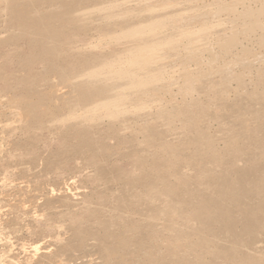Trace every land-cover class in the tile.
Segmentation results:
<instances>
[{"label":"rangeland","instance_id":"1","mask_svg":"<svg viewBox=\"0 0 264 264\" xmlns=\"http://www.w3.org/2000/svg\"><path fill=\"white\" fill-rule=\"evenodd\" d=\"M143 1L0 0V264H229L224 251L199 247L197 222L186 201H201L237 219V230L248 229L247 241L259 234L254 217L237 212L244 202L232 201L234 191L253 180L264 191V157L256 155L264 150V125L257 119L264 113V30L242 33L241 43L229 51L219 38L233 27L244 30L249 21L244 8L256 12L263 4ZM219 3L233 7L217 11ZM256 14L264 23V13ZM157 22L160 29L151 30ZM191 36L198 48L203 38L210 47L200 51L203 62H193L192 68L211 71L205 80L229 91L219 94L208 85L187 97L201 106L174 119L157 116V110L182 103L177 85L145 99L159 100L148 109L130 96L128 103L96 110L84 97L87 85L69 82L85 80L96 69L107 72L117 60L124 66L120 60L159 42H177L185 54ZM214 53L217 61L211 60ZM243 53L245 64L233 61ZM168 61L162 87L182 70L173 57ZM222 68L241 74L243 87ZM118 109L125 110L122 116L108 114ZM201 111L207 116L200 127L211 139L198 138L199 129L184 122ZM170 143H181L179 156L164 152ZM213 152L221 159H205ZM247 159L259 163V171L241 169ZM175 170L184 183L172 198L167 191L176 181ZM225 171L228 184H221ZM217 177L221 182H208ZM246 200L251 209L260 197ZM206 220L201 235H224L222 220ZM235 234L229 244L241 237ZM173 236L193 242L174 249ZM122 238L128 243L120 245ZM106 247L117 254L109 257ZM250 250L248 245L233 257Z\"/></svg>","mask_w":264,"mask_h":264},{"label":"bare ground","instance_id":"2","mask_svg":"<svg viewBox=\"0 0 264 264\" xmlns=\"http://www.w3.org/2000/svg\"><path fill=\"white\" fill-rule=\"evenodd\" d=\"M255 1H260L263 4L262 7L258 8L256 12H258V14L262 12L264 13V0H255ZM143 2L144 5H147L146 0H144ZM218 6H222V7L217 11H221L232 8L233 4L219 3ZM254 10L256 9L245 7L244 10L242 11V16H244L246 19L249 20L245 22V25L243 26L244 30H239L236 27H233L231 34L222 35L219 38V44L223 48V50L229 51L232 47L241 43L240 35L244 32L253 33V32H258L260 30L262 31L264 30V23L261 20V16H258ZM188 25H191V22H188ZM160 27H161V23L157 22L154 23V28H151V30L156 31L157 29H160ZM178 30L181 29L178 28ZM260 40L262 43H264V33L260 34ZM196 43H197L196 38L191 36L189 38L188 45L185 48L186 50L185 54H181L179 52L180 47L177 46V42H172L170 44L159 42L158 44L151 46L153 48L152 50L151 47L148 49L139 48L138 51L132 52L129 58H126L125 60H120L121 64H124V66L120 67L117 64L118 63L117 60L114 64H112L111 68L107 72L100 73V71L99 70L97 71L96 69L93 70V73L87 76L85 80H83L84 79L83 78L80 81H78V80H74L73 78H70L69 82L70 84L73 83L75 84V86H80L82 88L85 87V85H87L89 90L86 91L87 94L84 95V97H86L85 99L88 100L89 102L91 103L94 102L93 107H95L96 110L104 109L107 106L123 104L125 101H127L128 103L130 101L129 99L130 96L131 98H133V101L137 102V104L143 105L142 109L144 108V105L146 106V109H148L151 103H155L159 100L154 99L152 101L145 102L144 101L145 99H149L150 95H155L159 97L161 95L160 94L161 92L159 90L164 89L165 91H171L172 86L177 85L178 91L179 93H181L183 97L182 103L173 104L172 109H168L166 107H159L157 110L158 112H161L157 116H167L166 118L174 119V117L178 116L181 113L191 112L192 106H196V107L201 106L198 103V100L194 99L193 101H188L187 97L193 96L195 92L199 93L201 89L206 88L208 85L211 84L210 86L212 88L219 89V94H224L229 91V86L221 89L216 86L217 84H215V81L211 80V78L205 80L204 76H208L209 74H211L212 73L211 71L206 72L203 70H196L195 68H192L193 62H195L196 64H200V62H203L204 55H202V52L200 51L203 49H207V50L210 49V47H207L208 43L206 41V38H203V42L201 43L202 47L198 48L199 46ZM142 44H146L145 39ZM245 54L246 53L236 56L233 59V61L239 64H245V60H246ZM168 57H173L178 63L180 62L182 70L180 71L179 75L175 78L172 84L167 83L164 84L162 87V80L165 76L161 74V72L164 71V68L166 67V63L169 62ZM178 57L181 59H178ZM211 60L212 61L218 60L215 53L212 54ZM221 71L226 72L225 77L229 76L231 78L233 75H235V78L240 82L238 88L240 89L243 87L244 83L241 74H235L233 72H230L228 68H222ZM74 81H77V83ZM104 93L106 95L102 102L96 100V98L100 94H104ZM131 93L133 94L131 95ZM35 105L36 102L34 101L30 103L31 108H33ZM46 112H48L47 108L43 109L41 113H46ZM124 112H125L124 109H118L116 111V115H113L111 112H108V114L112 116H122ZM200 113L202 114V116H192L186 119L184 122L186 123V126L192 128L193 131H195V128L199 129L196 134L198 138L211 139L212 137L208 136V134L205 131H203V129L200 127V122H202L205 119L207 114L204 111H201ZM38 116L39 115H37V117ZM262 118H264V113H262L257 117V119L260 120V124L263 126L264 121L262 120ZM242 120L245 121L244 119ZM167 145L168 146L171 145V146H169L164 152H167L170 155L174 154L175 156L180 155V151L182 150L180 149L181 143L179 144L170 143ZM208 145L209 147L212 145V140H208ZM208 154L209 153L206 154L207 157H205V159H208L209 157L215 159H221V155H222L221 153L216 154L214 152L210 155ZM256 155H258L257 157L263 158L264 150H261ZM239 161L240 159L233 160V167L238 166ZM246 161H250V163L244 164V166L241 169L253 170L255 172L259 171V167H258L259 163L251 162V159H247ZM173 172L174 173H172V176L175 177L176 181H170V188L169 191H167L172 198H174L176 194L175 187L179 185L182 186V183H184V180L182 179L183 174L181 175L180 174L181 172H179L178 170H175ZM211 180L219 181V182L223 181L224 183L221 182V184H226L228 182V178H226V171L224 176L221 174L220 177L221 181L218 179V177L214 179H210L208 182H210ZM229 186H231V184ZM260 188H261V184L259 181L256 180H253V182L249 183V185L240 186L234 191V197L232 201L234 204L238 202L239 203L244 202L243 208L240 207L237 210V212L240 215L248 212L250 216L254 217V220L257 223V231L259 232V234L255 235V239L253 241L252 240L247 241V237L245 236V234L247 233L248 229L246 228L241 230L236 229L235 226L237 219L236 220L233 219L232 216L227 215L226 217H223L224 215L222 213H218V211L210 209L207 206V204H202L201 201H195V202L186 201L189 205H192V216L194 217V220L197 222V225L194 228H196L195 234L198 236V239L196 241L198 242L199 247L201 248L205 247L206 249L208 248L213 252L217 250L224 251V253H226L225 256L227 257V259L230 260L229 264H264V194H263L264 191L260 190ZM254 196L257 197L259 196L260 202L256 204V207H252L250 209L248 207L250 203H248L246 199ZM211 207L214 206L212 205ZM206 218L214 221L222 220L224 224L220 231H224L225 232L224 235H221L219 237L212 236L211 238L207 235H201L202 229L199 226L200 225L205 226V222L207 221ZM235 233L239 234L242 238L241 237L236 238L240 240L234 239L233 240L234 242H232V244H229V242L227 241H229L230 238L234 237V235H236ZM218 238H220L221 240H219ZM171 239L173 240V242L169 244L170 245L175 244L176 246L174 247V249H181L183 248V245L191 244L193 242V240H187L185 241V243H183L184 238L183 237L178 238L176 236L171 237ZM118 241L120 240L118 239ZM83 242L84 241H82L81 243ZM127 243L128 241L122 238L119 244L123 245ZM248 245L251 246V249L253 248L252 251L250 250L248 253L238 255V257H233L234 254L239 253L241 249H245L246 247H248ZM106 250L108 251L109 257L115 256L117 254L116 250L114 249H110L106 247ZM179 251L180 250H178L177 253ZM151 255L152 257L149 260H152L154 253L153 254L151 253ZM189 263H191V261H189ZM194 264H207V263L200 261Z\"/></svg>","mask_w":264,"mask_h":264}]
</instances>
